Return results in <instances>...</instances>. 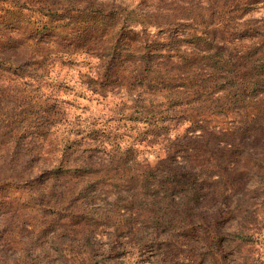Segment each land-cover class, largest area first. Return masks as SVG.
<instances>
[{
	"label": "rangeland",
	"instance_id": "374dc122",
	"mask_svg": "<svg viewBox=\"0 0 264 264\" xmlns=\"http://www.w3.org/2000/svg\"><path fill=\"white\" fill-rule=\"evenodd\" d=\"M0 264H264V0H0Z\"/></svg>",
	"mask_w": 264,
	"mask_h": 264
}]
</instances>
